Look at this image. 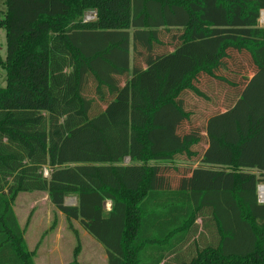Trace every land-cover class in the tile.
<instances>
[{"label":"trees","instance_id":"trees-1","mask_svg":"<svg viewBox=\"0 0 264 264\" xmlns=\"http://www.w3.org/2000/svg\"><path fill=\"white\" fill-rule=\"evenodd\" d=\"M262 10L264 0H6L0 264H34L12 208L33 191L78 238L79 221L108 264H264ZM214 85L225 110L201 123L191 97L209 100ZM80 252L78 241L67 264Z\"/></svg>","mask_w":264,"mask_h":264},{"label":"rangeland","instance_id":"rangeland-1","mask_svg":"<svg viewBox=\"0 0 264 264\" xmlns=\"http://www.w3.org/2000/svg\"><path fill=\"white\" fill-rule=\"evenodd\" d=\"M6 10V0H0V16H3L4 11ZM84 18L86 20H92L96 18V13L94 11H89L85 14ZM259 24L261 26H264L263 23L260 22ZM6 57V32L4 28H0V59H5ZM7 84L6 79V71L4 68L0 67V87H5ZM207 93L210 96V99H204L197 96L191 97L190 105H193V109L195 110V119H197L199 122L204 123V121L211 116L212 114H215L219 111H224L226 107V96L224 91L221 90L218 86L214 85L213 89L207 88ZM91 96V94H90ZM93 96V95H92ZM101 107L104 105H100ZM207 145L203 143V145H200V147H197V150L200 148H206ZM128 159H126L125 162H127ZM179 164H189L190 161L184 158H180L178 160ZM190 164H193V166H198L199 162L194 161ZM49 171L47 168L44 169V174L48 176ZM264 183H260V186H263ZM32 194L36 195V191ZM42 195V198L39 200V205L42 206V232L39 233L37 236L38 240H48L50 237V232H47L48 230L54 231L57 229L58 235L57 238H61L57 242V245L59 246L60 254L63 256V260L67 262H71L73 260L74 255V249L78 245V241H80L81 244V252L79 255V261L81 264H108L107 261V252L105 247L90 233H88L80 224L79 221L74 220L73 226L76 228L79 232V238L76 236V234L69 228V223L66 220V217L64 215H59V213L54 209V205L51 203L49 196L46 192L40 193ZM25 196H33L34 195H22L21 199L16 203L15 207L18 210V214L22 220L23 226L27 223V219H24L22 215L20 214L19 210L21 209V205H23L24 197ZM66 204L67 205H76L77 200L75 196H68L66 198ZM14 205V204H13ZM106 210H110L112 207L111 201L105 202ZM54 220L57 221L54 228H52V224ZM34 229L39 232V229H37V223L34 222ZM49 229L44 233V228ZM29 227V226H28ZM32 227V225H31ZM33 230V229H32ZM33 230V231H35ZM36 231V233H37ZM61 236V237H60ZM44 251H46L45 248H43Z\"/></svg>","mask_w":264,"mask_h":264},{"label":"crops","instance_id":"crops-1","mask_svg":"<svg viewBox=\"0 0 264 264\" xmlns=\"http://www.w3.org/2000/svg\"><path fill=\"white\" fill-rule=\"evenodd\" d=\"M35 192V191H33ZM33 192H21L16 197L15 201L12 204V208L14 214L16 216L18 225L23 233L25 245L28 251L33 252L32 259L34 264H67L66 261L63 260V256L60 254L59 246L57 242L61 240V238H57L58 232L57 229L54 231L48 230V228H44V233L50 232V237L48 240L43 239L42 237L38 240L37 236L40 232H42V206L39 205V200L42 198V191H36V195L32 194ZM22 195H34L33 196H25L23 199V205H21V209L19 210L20 214L24 219H27V223L23 226L22 220L18 214V210L15 205L21 199ZM59 215H63L61 212L56 210ZM37 223V229L39 232L34 229L33 223ZM32 225V227H31ZM29 226V227H28ZM35 231H33V230ZM37 231V233H36ZM59 237V235H58ZM61 237V236H60ZM46 251H44V249Z\"/></svg>","mask_w":264,"mask_h":264},{"label":"built area","instance_id":"built-area-1","mask_svg":"<svg viewBox=\"0 0 264 264\" xmlns=\"http://www.w3.org/2000/svg\"><path fill=\"white\" fill-rule=\"evenodd\" d=\"M263 13H264V10L261 11L260 22L264 24ZM262 187H264V185L259 186V201L264 203V190H262Z\"/></svg>","mask_w":264,"mask_h":264},{"label":"bare ground","instance_id":"bare-ground-1","mask_svg":"<svg viewBox=\"0 0 264 264\" xmlns=\"http://www.w3.org/2000/svg\"><path fill=\"white\" fill-rule=\"evenodd\" d=\"M264 15V14H263ZM263 19H264V16H263ZM262 190H264V187H262Z\"/></svg>","mask_w":264,"mask_h":264}]
</instances>
